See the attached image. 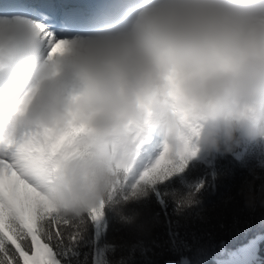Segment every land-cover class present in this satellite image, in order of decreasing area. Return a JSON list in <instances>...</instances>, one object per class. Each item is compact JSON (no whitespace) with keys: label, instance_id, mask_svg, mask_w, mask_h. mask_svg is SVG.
Segmentation results:
<instances>
[{"label":"clouds","instance_id":"obj_1","mask_svg":"<svg viewBox=\"0 0 264 264\" xmlns=\"http://www.w3.org/2000/svg\"><path fill=\"white\" fill-rule=\"evenodd\" d=\"M154 139L171 161L264 143V0H103L61 36L0 9V151L59 216L109 200Z\"/></svg>","mask_w":264,"mask_h":264},{"label":"trees","instance_id":"obj_2","mask_svg":"<svg viewBox=\"0 0 264 264\" xmlns=\"http://www.w3.org/2000/svg\"><path fill=\"white\" fill-rule=\"evenodd\" d=\"M137 181L126 177L97 220L86 213L61 229L59 264H264V239L242 249L264 234V143L197 152Z\"/></svg>","mask_w":264,"mask_h":264},{"label":"snow or ice","instance_id":"obj_3","mask_svg":"<svg viewBox=\"0 0 264 264\" xmlns=\"http://www.w3.org/2000/svg\"><path fill=\"white\" fill-rule=\"evenodd\" d=\"M184 159L171 161L163 155L157 157L141 172L137 184L150 182L173 168L179 170ZM0 166L10 170L0 187V264H59L61 229L72 219L59 216L48 205L42 192L43 182L22 168L8 151H0ZM125 172L123 183L129 169ZM137 184L132 187L135 189ZM103 207L102 201L89 211V216L97 220L102 216Z\"/></svg>","mask_w":264,"mask_h":264},{"label":"bare ground","instance_id":"obj_4","mask_svg":"<svg viewBox=\"0 0 264 264\" xmlns=\"http://www.w3.org/2000/svg\"><path fill=\"white\" fill-rule=\"evenodd\" d=\"M66 1L64 5L66 7H63L57 1L55 0H0V9L7 10V9H18V10H26L29 11L30 9L35 10H41L43 12H46L49 14V16L54 17V19L59 23V26H61L58 33H55V35L59 36L60 34H67L68 31L74 30L72 26L71 19H76V14L74 16H71V12L75 11L74 8H78L82 11V7L79 6V4L82 2V0H73L74 3L72 5H69V1L71 0H64ZM71 8V9H68ZM32 9V10H33ZM69 11V12H68ZM80 11V12H81ZM64 16H68V19L64 18ZM47 25L50 22L48 20L43 21ZM155 139L151 141L150 143L146 144L145 147L142 148L139 159L137 160L135 166L137 167L140 159L144 157L143 152L145 150L149 149V153L147 154V157H144L145 160H151L157 153L156 150H154V144ZM148 152V151H147ZM153 152V153H151ZM146 153V152H145Z\"/></svg>","mask_w":264,"mask_h":264},{"label":"rangeland","instance_id":"obj_5","mask_svg":"<svg viewBox=\"0 0 264 264\" xmlns=\"http://www.w3.org/2000/svg\"><path fill=\"white\" fill-rule=\"evenodd\" d=\"M70 34H71V31H68L67 34H60L59 36H61V35H70ZM145 146L146 145L142 146V148L145 147ZM142 148L138 152L136 159L134 160L131 168L129 169V172L127 173V177L132 179V180H138L141 172H143L146 168H149L152 165V163L155 161V159L159 155L160 151L162 150L161 147H160L159 141L156 140L155 144H154V147H153L154 148L153 151L156 150L157 154L151 160L150 159L149 160H145L144 157H147V154L150 152L149 149L145 150L143 152L144 157L142 159H140V161H139V163H138V165L136 167L135 164H136L137 160L139 159V156H140ZM151 153H153V152H151ZM263 239H264V234L257 235L255 237L251 238L247 243H245L243 245L242 249L245 252H247L248 249H252V248H255V247L259 246V244L262 242ZM259 247L264 252V242ZM229 262L230 261L222 260V261H219V264H228Z\"/></svg>","mask_w":264,"mask_h":264}]
</instances>
